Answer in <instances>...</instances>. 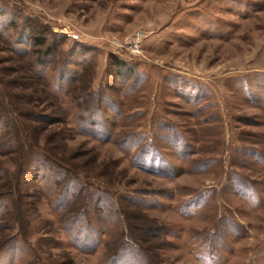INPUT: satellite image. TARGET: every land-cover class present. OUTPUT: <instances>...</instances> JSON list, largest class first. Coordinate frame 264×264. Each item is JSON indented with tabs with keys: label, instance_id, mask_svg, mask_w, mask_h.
<instances>
[{
	"label": "rangeland",
	"instance_id": "obj_1",
	"mask_svg": "<svg viewBox=\"0 0 264 264\" xmlns=\"http://www.w3.org/2000/svg\"><path fill=\"white\" fill-rule=\"evenodd\" d=\"M5 106L0 264H264V0H0Z\"/></svg>",
	"mask_w": 264,
	"mask_h": 264
},
{
	"label": "trees",
	"instance_id": "obj_2",
	"mask_svg": "<svg viewBox=\"0 0 264 264\" xmlns=\"http://www.w3.org/2000/svg\"><path fill=\"white\" fill-rule=\"evenodd\" d=\"M34 39L35 43H43V40L40 37L37 36H32ZM50 94V93H49ZM32 112H25L24 114L21 113H12L8 107H3V109H0V121L2 120V124L4 126V128L6 129V133L8 134L7 136L9 137H14L15 139H17V142L19 143V141H25L23 138L24 136L22 134H24L23 132H25L26 129H24V127L22 126V120H19L18 116L23 117V122L24 121H28L27 119H32L33 121H37V122H44V121H49V119H46L47 117L49 118L50 116L47 114H37V115H33L31 114ZM25 123V122H24ZM21 126L23 127V129H21ZM25 135V134H24ZM16 141V140H15ZM20 145V144H19ZM46 160L47 157L45 158Z\"/></svg>",
	"mask_w": 264,
	"mask_h": 264
}]
</instances>
